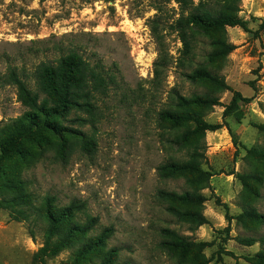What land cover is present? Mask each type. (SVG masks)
Wrapping results in <instances>:
<instances>
[{"label": "rangeland", "instance_id": "obj_1", "mask_svg": "<svg viewBox=\"0 0 264 264\" xmlns=\"http://www.w3.org/2000/svg\"><path fill=\"white\" fill-rule=\"evenodd\" d=\"M221 1L195 0V6L216 10ZM237 3L234 24L193 31L192 63L183 66V44L173 28L182 11L175 0H0V77L15 69L37 91V67L71 51L115 77L99 102L95 130L81 126L75 114L53 118L62 129L33 130L37 140H22L19 154L6 163L0 201L19 195V181L29 196L24 205L0 208V264H77L74 252L83 235L74 248L46 238L39 211L47 195L60 206L85 202L98 218L89 237L114 229L84 264H101L115 247L120 253L114 264H264V223L243 216L248 207L264 215V0ZM161 47L167 64L156 81ZM195 69H206L217 81L185 76ZM172 90L216 99L215 105L194 107L208 130L188 135L183 149L175 139L185 127L158 120ZM27 111L16 88L0 82V135ZM80 133H95L96 152L78 151L65 162L62 144ZM195 151L204 184L158 176L161 164ZM159 190L200 192L207 223L191 229L171 216L157 199ZM162 229L198 246L187 252L162 247ZM243 238L256 243L243 245Z\"/></svg>", "mask_w": 264, "mask_h": 264}, {"label": "trees", "instance_id": "obj_2", "mask_svg": "<svg viewBox=\"0 0 264 264\" xmlns=\"http://www.w3.org/2000/svg\"><path fill=\"white\" fill-rule=\"evenodd\" d=\"M239 0H222L218 9H206L201 4L195 6V0H175L180 6L182 16L175 22L173 28L183 44L182 58L179 59L183 66L192 63L194 54V30L216 28L222 25H231L236 22V13L239 11ZM186 14V15H185ZM225 48H230L224 43ZM165 54L160 48V55L154 64L155 80L162 77V68ZM191 80L209 79L217 81V77L206 69H195L191 74L185 73ZM37 91L33 90L25 79L15 69L0 77L2 85L14 86L17 90L18 101L28 109L24 116L0 135V173L5 176L8 183L6 163L19 154L21 141L24 139L36 141L38 135L33 130L49 129L58 132L62 129L52 121L53 118L64 119L77 115L76 122L81 126H90L95 130L100 119L99 102L110 94L111 86L115 84V77L110 75L100 65H92L76 51L60 57L56 63H42L35 71ZM216 99L211 95H195L187 98L178 91L172 90L169 106L158 114L160 122L170 123L176 127H185L184 136H176L175 142L181 143L188 135L205 134L201 114L194 109L197 106H212ZM264 128V125L262 126ZM77 140L64 142L60 148L59 156L67 162L76 152L81 151L90 155L97 149L95 133L88 135L80 133ZM202 162L197 152H192L185 160L171 158L157 168L158 176L162 180L183 177L192 186L204 184V174L201 170ZM7 178V179H6ZM0 183V186L2 184ZM19 195L12 200H1L0 208H9L18 201L24 205L28 198L22 182H18ZM157 199L165 205V211L180 222L189 224L191 229H196L207 223L202 211L203 197L198 191H185L182 194L159 190ZM56 196L47 195L44 199V209L40 216L47 223L46 238L56 239L58 247L74 248L79 241V236H84L74 252L75 262L84 264L97 249L106 245L113 234L112 227L105 228L100 235L89 237L95 231L98 218L89 214L86 203L74 199L66 206H60ZM243 216L251 221L264 223V215H260L253 208H246ZM80 217L84 219L81 221ZM15 221H24L25 217L13 215ZM162 247L171 250L190 251L197 247L194 242H189L186 237L178 235L175 231L162 229ZM240 243L251 246L256 243L253 238L239 239ZM120 249L115 247L110 250L109 256L101 264H114L118 260ZM126 264V263H124Z\"/></svg>", "mask_w": 264, "mask_h": 264}]
</instances>
